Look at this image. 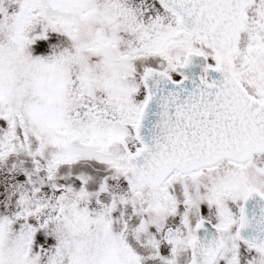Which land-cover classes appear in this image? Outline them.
Listing matches in <instances>:
<instances>
[{
  "label": "snow or ice",
  "instance_id": "obj_1",
  "mask_svg": "<svg viewBox=\"0 0 264 264\" xmlns=\"http://www.w3.org/2000/svg\"><path fill=\"white\" fill-rule=\"evenodd\" d=\"M0 264H264V0H0Z\"/></svg>",
  "mask_w": 264,
  "mask_h": 264
}]
</instances>
